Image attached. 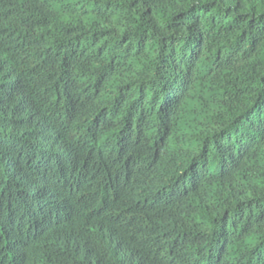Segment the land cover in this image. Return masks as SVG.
Here are the masks:
<instances>
[{
	"label": "trees",
	"instance_id": "obj_1",
	"mask_svg": "<svg viewBox=\"0 0 264 264\" xmlns=\"http://www.w3.org/2000/svg\"><path fill=\"white\" fill-rule=\"evenodd\" d=\"M0 264H264V0H0Z\"/></svg>",
	"mask_w": 264,
	"mask_h": 264
}]
</instances>
